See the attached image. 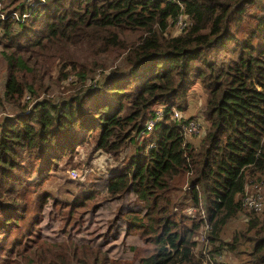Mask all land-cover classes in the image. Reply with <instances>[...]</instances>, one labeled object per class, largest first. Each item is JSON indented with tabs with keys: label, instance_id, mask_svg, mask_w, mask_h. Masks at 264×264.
I'll return each mask as SVG.
<instances>
[{
	"label": "trees",
	"instance_id": "16d2710c",
	"mask_svg": "<svg viewBox=\"0 0 264 264\" xmlns=\"http://www.w3.org/2000/svg\"><path fill=\"white\" fill-rule=\"evenodd\" d=\"M27 13L0 20V251L9 256L7 239L15 230L18 241L17 221L31 211L26 190L69 210L92 198L30 184L84 148L87 165L94 153L109 158L100 178L108 198L134 196L114 220L143 236L141 254L129 247L124 261L68 232L49 243L36 234L34 264H202L221 252L264 264V208L243 205L264 185V0H35ZM179 16L185 26L172 33ZM87 71L86 83L61 85ZM194 86L202 132L184 141L170 108L186 112ZM157 106L163 117L140 138ZM7 257L0 264L13 263Z\"/></svg>",
	"mask_w": 264,
	"mask_h": 264
},
{
	"label": "rangeland",
	"instance_id": "374dc122",
	"mask_svg": "<svg viewBox=\"0 0 264 264\" xmlns=\"http://www.w3.org/2000/svg\"><path fill=\"white\" fill-rule=\"evenodd\" d=\"M170 31L176 33L178 29L173 25ZM94 76L92 72H89V74L86 73L82 78H76L72 74L69 75L61 85L66 86L69 81H75L77 84L86 83L90 77ZM191 91L192 93L189 99V101H191V106L186 112L172 106L175 110H178L184 118L193 115L194 118L192 119L200 124L198 132L188 137V141L194 139L202 132L201 121L196 116L199 105L196 102L197 98H195V96L198 98L199 96L193 95L198 94L200 89L198 86H194ZM1 110L5 112L4 109H0V111ZM85 156V149L80 148L79 155L74 157L73 160L59 162L56 167L49 170V175L45 176V180L37 181L39 176L37 178L34 176L30 184H32L31 188H37L41 192L49 190L53 192L55 196H60V194L66 195L70 190L90 189L92 190V198L90 200L83 199L81 203H76L69 210L67 204L65 207L58 205L57 202L59 201H57L53 195L48 197L43 196V198L37 200L30 198L32 194L30 192L33 189L26 190L23 200L24 204L31 202V211H29L27 206V213L20 219L22 220L21 223L17 221L19 232L18 241L13 243L15 240V230L12 231L10 234L11 236L7 239L6 247L10 249L13 248L12 252L7 257L5 250L2 252L0 251V258L7 257L6 261L13 262L11 264H34L36 260L31 254L29 240H36V234L51 238V241L43 238L44 243H49L60 238H65L63 233L68 232L83 240L103 246V249L106 250L105 252L109 256L121 257L124 261H132L133 251L129 249V247L137 250L143 248L145 242L143 236L139 234V232L130 231V229L126 228L125 224L123 225V223L118 220H114L118 206H121L123 209L130 208V211L133 210L136 206L134 196L132 194L125 195L119 201L108 198L103 190V184L100 178L105 175L109 158L104 153H94L90 164L87 165L85 163ZM71 169L75 170L77 174L75 177H72L69 173ZM246 190H248V187ZM253 190L254 191L249 193L257 192V195L262 200V208H264V185L263 188L255 187ZM184 213L192 217L195 215V210L192 208H184ZM243 220L244 218L240 217L231 221L222 234L223 238L228 239L231 231L240 227ZM1 241L2 239H0V242ZM13 244H17V246ZM204 245L207 247V243H202L198 240L196 250H205ZM134 253L141 254L140 250L134 251ZM220 255L222 262L225 264H238L239 262V259L230 253L221 252Z\"/></svg>",
	"mask_w": 264,
	"mask_h": 264
},
{
	"label": "built area",
	"instance_id": "2783aa9c",
	"mask_svg": "<svg viewBox=\"0 0 264 264\" xmlns=\"http://www.w3.org/2000/svg\"><path fill=\"white\" fill-rule=\"evenodd\" d=\"M39 1H43V0H39ZM34 4H35V0H24L22 7H18L16 1L10 2V0H0V20L11 18L17 22H23L28 17L27 11ZM174 25L178 30H181L185 26V21H183L181 16H179L178 18H176ZM163 115H164L163 106L156 107L153 114L145 120L143 124V130L140 132V138L144 134L150 132L152 128L155 126V124L163 117ZM170 117L176 121H181V119L184 121L183 123H181V131L184 141H187L188 137L197 133L199 130L200 124L197 121L193 119L186 120V118H184L180 114V112L178 110H175L173 107L170 108ZM69 173L71 174L72 177H75L77 175L75 170L72 169L69 170ZM243 205L248 210H252V212L254 213H259L263 209L262 200L257 194L245 195L243 198ZM203 230L204 231L209 230V225L207 223L204 224ZM197 240L205 242L202 236L198 237ZM220 257L221 255L217 254L214 257V261H213L208 254H205V258L203 259L202 264H225L224 262H222Z\"/></svg>",
	"mask_w": 264,
	"mask_h": 264
}]
</instances>
